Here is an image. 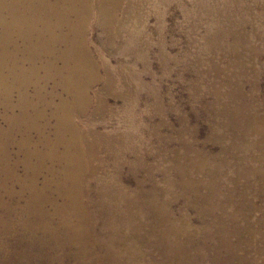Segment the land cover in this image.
<instances>
[{
  "label": "bare ground",
  "instance_id": "6f19581e",
  "mask_svg": "<svg viewBox=\"0 0 264 264\" xmlns=\"http://www.w3.org/2000/svg\"><path fill=\"white\" fill-rule=\"evenodd\" d=\"M212 1L192 0L184 16L193 23L191 58L219 102V162L184 140L183 149H156L147 165V149L119 153L117 134L80 117L93 100L100 114L110 92L131 102L123 70L131 57L146 58L147 18L156 13L160 25L162 0H0V264H65L69 251L71 264H264V113L245 103L264 74V18L260 28L244 0ZM98 82L105 86L93 97ZM125 153L149 187L121 183ZM165 158L170 164L158 166ZM193 205L203 221L190 228Z\"/></svg>",
  "mask_w": 264,
  "mask_h": 264
},
{
  "label": "rangeland",
  "instance_id": "374dc122",
  "mask_svg": "<svg viewBox=\"0 0 264 264\" xmlns=\"http://www.w3.org/2000/svg\"><path fill=\"white\" fill-rule=\"evenodd\" d=\"M244 1L246 2H244L245 9H250V13L255 17L249 16L261 28L257 19L264 18V8L260 7L263 0ZM162 4L163 19L160 25L156 13H150L147 18L149 45L146 49V58L144 59V55L141 59L131 57L123 70L127 77L125 89H130L135 93L131 102L125 103L122 97L110 92L104 96L103 111L100 114L93 112L98 101L93 100L88 104V114L80 118H91L92 122L95 120L99 125L98 130L104 133L112 131L117 134L122 144L119 153L130 152L129 148L133 146H142L147 149L148 152L143 157L147 165L154 162L152 156L156 149L163 148L166 151L183 149L184 140L189 143V148L195 150L205 161L218 163L217 155L221 151V146L218 137L212 132V126L218 122L219 102L217 97L210 92L211 82L203 80V72L191 58L194 50L191 47L189 30L193 23L185 18L184 13L188 17L192 16V0H162ZM206 4L212 6L213 1L206 0ZM261 23L264 26V19ZM250 28L249 24L248 29ZM90 32L93 39L90 49H94L95 38L98 35L94 31ZM204 33L205 27L203 26L198 30L197 36ZM106 52H109V49ZM162 52L166 55L165 58H161ZM105 55L110 58L108 53ZM110 60L112 64H116L115 59L110 58ZM100 73L103 74L102 71ZM220 82L222 85L226 84L225 79H221ZM104 86V82L95 83L89 92L94 97V94L101 93ZM256 89L255 93L246 98L245 103L260 104V106L255 105V108L264 113L263 73L258 77ZM244 90L249 93L253 87L250 83H246ZM16 99L17 93L14 94V100ZM110 109L114 111V114L108 113ZM2 110L1 108L0 112ZM125 110L128 114L131 112L133 116H125ZM45 112L47 117H50V109ZM0 125L5 126L1 119ZM128 130L133 134L127 135ZM16 151L17 147L11 148L13 156ZM167 154L168 152H165V156ZM124 160L125 163L120 168L121 183L127 189H134L136 188L135 181L143 180L147 184L146 187H149L151 181L143 166L137 163L135 155L125 153ZM107 164L112 166V160H107ZM157 164L168 166L170 161L165 158V162L160 164L157 162ZM18 172L22 173V166L18 167ZM155 173V178L160 180L162 175L159 171ZM183 202V196L177 195L172 203L171 209L176 218L180 217L179 211ZM185 214L188 217L190 228L200 226L203 221V217L198 212V205L187 206ZM241 225L243 228L244 223ZM96 228L99 229V225ZM203 238L204 234L199 233L196 237L197 243ZM1 240L3 241L2 238ZM71 263V251H69L65 256V264Z\"/></svg>",
  "mask_w": 264,
  "mask_h": 264
}]
</instances>
